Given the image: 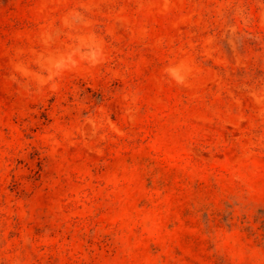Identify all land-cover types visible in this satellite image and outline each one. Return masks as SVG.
<instances>
[{"label":"rangeland","instance_id":"obj_1","mask_svg":"<svg viewBox=\"0 0 264 264\" xmlns=\"http://www.w3.org/2000/svg\"><path fill=\"white\" fill-rule=\"evenodd\" d=\"M0 264H264V0H0Z\"/></svg>","mask_w":264,"mask_h":264}]
</instances>
